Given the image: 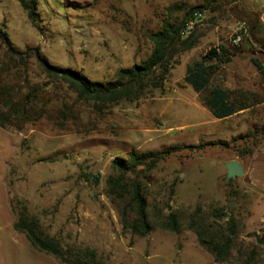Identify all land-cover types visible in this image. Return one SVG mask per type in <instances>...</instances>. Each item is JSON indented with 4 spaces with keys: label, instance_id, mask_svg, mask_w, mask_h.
<instances>
[{
    "label": "rangeland",
    "instance_id": "1",
    "mask_svg": "<svg viewBox=\"0 0 264 264\" xmlns=\"http://www.w3.org/2000/svg\"><path fill=\"white\" fill-rule=\"evenodd\" d=\"M33 1L35 23L18 0H0V27L12 44L21 50L38 46L52 64L104 82L148 57L150 34L164 21L182 18L191 7L202 11L184 35H193L195 46L176 57L163 89L136 101L99 107L80 100L31 61L22 92L34 91L42 116L22 129L0 126V264H63L15 230L13 204L26 206L65 248L94 250L101 264H236L216 262L187 227L200 206L206 214L227 213L217 219L221 224L234 217L239 241L260 249L264 264V244L251 236L264 239V195L253 190L246 172L228 179L225 167L232 159L251 166L254 149L264 143V119L253 127V112L261 106L218 119L204 104L206 93L184 80L188 65L224 46L225 60L212 62V85L252 92L253 104L263 101L252 57L264 64V43L253 35L264 40V0H214L206 8L203 0ZM242 22L248 31L237 40ZM5 48L0 40V61ZM173 145L181 148L144 176L152 218L158 207L165 215L176 211L183 229L156 228L146 236L124 229L106 193L113 160Z\"/></svg>",
    "mask_w": 264,
    "mask_h": 264
},
{
    "label": "trees",
    "instance_id": "2",
    "mask_svg": "<svg viewBox=\"0 0 264 264\" xmlns=\"http://www.w3.org/2000/svg\"><path fill=\"white\" fill-rule=\"evenodd\" d=\"M18 1L35 23L37 3L33 0ZM213 1L203 0L202 8L208 7ZM173 8L182 7L175 5ZM201 11L199 7H191L182 18L164 21L162 28L150 34L154 46L148 57L131 66L121 67L116 77L106 82L93 80L80 70L52 64L38 46L19 49L12 44L7 31L0 27V40L6 47L4 53H1L3 59L0 61V126L22 129L26 123L34 122L42 116V109L34 91L22 92V76L26 75L33 59L46 77L66 84L80 100L93 101L99 107L116 104L121 100L136 101L157 89H163L171 69L179 62L176 57L196 44L193 35H184L188 23L198 17ZM253 35L257 42L264 43L258 33ZM225 50L224 46L210 48L188 65L184 77L185 82L196 92L206 93L204 104L218 119H225L253 105L252 92L212 85V76L216 72L212 62L224 61L227 55L222 52ZM252 62L264 79L263 62L254 56ZM39 89L37 87L34 90ZM180 148L179 145H173L145 152L135 150L128 157L118 156L113 160V173L106 180V193L116 206L124 229L141 236L148 235L156 228L173 232L183 229L176 211L165 215L158 207L155 210V219L152 218L144 176ZM12 207L16 214L15 230L25 234L33 248L53 255L63 264H101L96 259L94 250L65 248L58 238L49 235L42 228L39 218L29 213L26 206L18 208L13 204ZM214 211L212 215L206 214L198 206L189 216L187 227L196 234L199 244L213 255L216 262L261 264L260 249L239 241L240 225L236 219L229 217L221 224L217 219H223L228 214ZM253 235L259 243L264 244V239L258 233H251Z\"/></svg>",
    "mask_w": 264,
    "mask_h": 264
},
{
    "label": "crops",
    "instance_id": "3",
    "mask_svg": "<svg viewBox=\"0 0 264 264\" xmlns=\"http://www.w3.org/2000/svg\"><path fill=\"white\" fill-rule=\"evenodd\" d=\"M255 68H254L255 73H253L255 75H254L253 79L256 78V76L258 78V76L260 74V72L256 66H255ZM261 77H262V75H261ZM262 80H263V82L261 83V86H262V90H264V79H263V77H262ZM253 91H254V89H253ZM253 105H255V106H253V108L256 106H261L260 113H258V112L254 113L253 112V127H256L255 124L258 123V120L264 119V117H263V115H264V99H263V101H261L257 104H253ZM248 110H249L248 108L244 109V110H242L236 114H233L227 118H233L234 116L245 114L246 112H248ZM257 114H260V116ZM227 118H225V119H227ZM243 166H244L245 172L247 173V177H248L249 182L251 183V185H253V190H255L259 195L261 194L263 196L264 195V143L259 145L257 148L254 149L251 166H249V167H246L245 165H243Z\"/></svg>",
    "mask_w": 264,
    "mask_h": 264
},
{
    "label": "water",
    "instance_id": "4",
    "mask_svg": "<svg viewBox=\"0 0 264 264\" xmlns=\"http://www.w3.org/2000/svg\"><path fill=\"white\" fill-rule=\"evenodd\" d=\"M264 12V6L262 8ZM225 167L227 169V178H235L239 175H243L245 173V169L243 164L236 159L229 160L225 163Z\"/></svg>",
    "mask_w": 264,
    "mask_h": 264
},
{
    "label": "built area",
    "instance_id": "5",
    "mask_svg": "<svg viewBox=\"0 0 264 264\" xmlns=\"http://www.w3.org/2000/svg\"><path fill=\"white\" fill-rule=\"evenodd\" d=\"M248 31V26L245 22H242L239 24L238 27V34H237V40H240L241 37Z\"/></svg>",
    "mask_w": 264,
    "mask_h": 264
}]
</instances>
